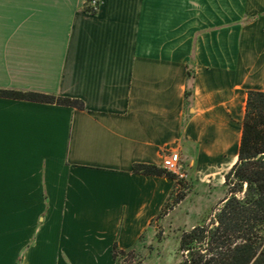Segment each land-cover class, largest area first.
I'll list each match as a JSON object with an SVG mask.
<instances>
[{"label": "crops", "instance_id": "0c3cea01", "mask_svg": "<svg viewBox=\"0 0 264 264\" xmlns=\"http://www.w3.org/2000/svg\"><path fill=\"white\" fill-rule=\"evenodd\" d=\"M0 89L85 103L0 96V264H118L224 187L264 91V0H0ZM172 151L189 188L161 216L181 185L133 166Z\"/></svg>", "mask_w": 264, "mask_h": 264}, {"label": "trees", "instance_id": "16d2710c", "mask_svg": "<svg viewBox=\"0 0 264 264\" xmlns=\"http://www.w3.org/2000/svg\"><path fill=\"white\" fill-rule=\"evenodd\" d=\"M189 79L195 70L189 66ZM192 91L187 90V101ZM0 96L29 101L66 105L85 109L79 98L36 91L0 89ZM238 158L225 173V195L211 213L197 225L182 231L175 264H264V91H248ZM136 173L166 175L175 178L181 191L161 213L172 209L186 195L187 182L164 166L137 162ZM118 264H139L136 249L122 250L114 246ZM22 264V258H20Z\"/></svg>", "mask_w": 264, "mask_h": 264}, {"label": "rangeland", "instance_id": "374dc122", "mask_svg": "<svg viewBox=\"0 0 264 264\" xmlns=\"http://www.w3.org/2000/svg\"><path fill=\"white\" fill-rule=\"evenodd\" d=\"M224 195L223 186H215L211 192H206L201 186L196 188L190 198L160 223L151 245L146 249L140 248L139 264L177 263L181 259L178 247L182 231L207 217Z\"/></svg>", "mask_w": 264, "mask_h": 264}, {"label": "built area", "instance_id": "2783aa9c", "mask_svg": "<svg viewBox=\"0 0 264 264\" xmlns=\"http://www.w3.org/2000/svg\"><path fill=\"white\" fill-rule=\"evenodd\" d=\"M89 7L91 12H97L100 7V0H89ZM163 166L169 171L175 173L179 179L186 180L188 174L181 162V155L179 152H165L163 154ZM125 264H132L126 260ZM135 264V261H134Z\"/></svg>", "mask_w": 264, "mask_h": 264}]
</instances>
